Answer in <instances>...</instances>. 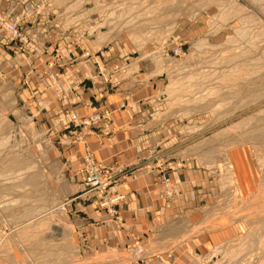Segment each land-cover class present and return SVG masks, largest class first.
Instances as JSON below:
<instances>
[{"label":"rangeland","instance_id":"rangeland-1","mask_svg":"<svg viewBox=\"0 0 264 264\" xmlns=\"http://www.w3.org/2000/svg\"><path fill=\"white\" fill-rule=\"evenodd\" d=\"M71 6L69 13L83 18L89 16L85 8H94L93 31L107 33L108 40L126 35L137 55L148 51L157 62L163 84L157 125L171 135L157 152L116 166L85 152L79 182V171L68 169L60 153L62 139L34 119L17 86L0 73V264H149L155 258L264 264V0H74ZM189 23L193 39L170 47L178 30L186 38ZM0 30L20 52L37 54L21 28L33 52ZM181 45L184 54L176 58ZM97 115L106 117L88 125ZM69 116V136L84 137L113 113L102 107L82 115L72 108ZM87 156L113 170L107 191L86 185ZM153 166L165 203L185 196L179 204L187 209L157 220V245L91 243L75 205L93 193L101 210L115 214L125 200L117 187ZM179 171L188 173L189 188H177L172 175ZM118 197L123 200L110 205Z\"/></svg>","mask_w":264,"mask_h":264},{"label":"crops","instance_id":"crops-1","mask_svg":"<svg viewBox=\"0 0 264 264\" xmlns=\"http://www.w3.org/2000/svg\"><path fill=\"white\" fill-rule=\"evenodd\" d=\"M72 1L0 0V13L37 45V54L22 53L0 30V73L17 86L20 102L32 107L34 119L45 123L51 137L62 139L59 150L68 169L79 171L87 151L111 166L157 152L158 145L171 135V130L157 125V93L163 88L162 81H157V62L149 59L148 51L137 55L126 35L108 40L107 33L93 31L94 8H85L89 16L83 18L82 12L69 13L74 9ZM187 26L186 38L178 30L171 36L170 47L192 38L195 27ZM65 93L69 98H63ZM102 107L113 113L109 121L84 137L69 136V110L84 115ZM187 175L183 171L172 175L177 188H189ZM76 178L81 182L85 175L79 171ZM158 180L157 166H153L119 185L125 200L115 214L97 206V194L84 195V203L75 205L76 213L91 243L120 248L149 240L157 245V220L187 209L185 196L165 203ZM159 259L149 264H169Z\"/></svg>","mask_w":264,"mask_h":264},{"label":"built area","instance_id":"built-area-1","mask_svg":"<svg viewBox=\"0 0 264 264\" xmlns=\"http://www.w3.org/2000/svg\"><path fill=\"white\" fill-rule=\"evenodd\" d=\"M0 27L5 30L8 35L16 42L22 44L24 49L33 52L35 50L34 43L20 30L19 26L15 23H12L0 15ZM184 54L183 46L181 45L174 51V57H181ZM97 115L95 118L88 122L90 124H99L102 122L103 118ZM85 167L88 173V182L87 186L91 188V191L103 189L107 191L109 185H112L114 179L113 170L99 166L92 156H87L85 158ZM125 170L121 169L119 172L124 173ZM168 196H172V190H169ZM120 200H123L121 197L112 199L110 205L117 204ZM106 204V203H105Z\"/></svg>","mask_w":264,"mask_h":264}]
</instances>
